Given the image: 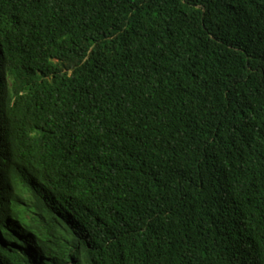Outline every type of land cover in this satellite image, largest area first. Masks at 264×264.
Masks as SVG:
<instances>
[{
  "label": "trees",
  "instance_id": "16d2710c",
  "mask_svg": "<svg viewBox=\"0 0 264 264\" xmlns=\"http://www.w3.org/2000/svg\"><path fill=\"white\" fill-rule=\"evenodd\" d=\"M0 264H264V0H0Z\"/></svg>",
  "mask_w": 264,
  "mask_h": 264
}]
</instances>
